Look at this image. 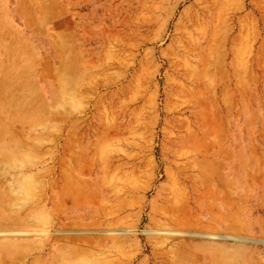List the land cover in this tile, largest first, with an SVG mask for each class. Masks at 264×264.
Returning a JSON list of instances; mask_svg holds the SVG:
<instances>
[{
	"label": "rangeland",
	"instance_id": "rangeland-1",
	"mask_svg": "<svg viewBox=\"0 0 264 264\" xmlns=\"http://www.w3.org/2000/svg\"><path fill=\"white\" fill-rule=\"evenodd\" d=\"M0 264H264V0H0Z\"/></svg>",
	"mask_w": 264,
	"mask_h": 264
}]
</instances>
